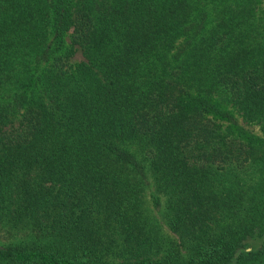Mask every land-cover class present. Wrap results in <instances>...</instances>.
Here are the masks:
<instances>
[{"label": "trees", "instance_id": "1", "mask_svg": "<svg viewBox=\"0 0 264 264\" xmlns=\"http://www.w3.org/2000/svg\"><path fill=\"white\" fill-rule=\"evenodd\" d=\"M0 264H264V0H0Z\"/></svg>", "mask_w": 264, "mask_h": 264}, {"label": "rangeland", "instance_id": "2", "mask_svg": "<svg viewBox=\"0 0 264 264\" xmlns=\"http://www.w3.org/2000/svg\"><path fill=\"white\" fill-rule=\"evenodd\" d=\"M80 59V55H76L72 60L74 62L78 61ZM252 130H254V132H257V129L256 128H252ZM155 195V192L153 191L152 187L150 186L148 190H146L144 193H143V198L145 200V202L147 204H145L147 210L151 213V216L153 217H157L161 224H162V217H161V213L160 211L156 210L153 205H152V197ZM163 226V225H162Z\"/></svg>", "mask_w": 264, "mask_h": 264}]
</instances>
